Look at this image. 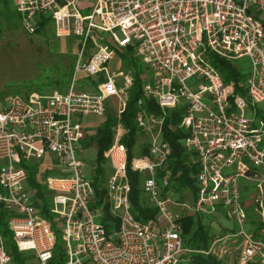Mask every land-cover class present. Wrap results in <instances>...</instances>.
<instances>
[{"label":"built area","instance_id":"built-area-1","mask_svg":"<svg viewBox=\"0 0 264 264\" xmlns=\"http://www.w3.org/2000/svg\"><path fill=\"white\" fill-rule=\"evenodd\" d=\"M23 29L33 34L48 14L57 38L79 37L71 84L64 93L11 97L0 108V212L8 215L9 241L29 264H50L57 234L41 214L42 202L28 185V168L56 170L37 185L50 193L46 206L58 223L63 264H183L190 256H213L223 264H264V0H11ZM88 11L82 15V12ZM45 19V18H43ZM105 35V36H103ZM132 50L146 66L134 123L147 138V156L128 163L121 115L133 85L132 71L108 72L119 53ZM248 61L245 95L209 62ZM100 84L78 89V76ZM196 77L195 87L187 86ZM94 81V80H93ZM116 100L118 124L104 152L110 174L104 204L118 228L107 234L90 208L94 189L82 160L81 120L102 119L105 103ZM152 100L158 114L142 108ZM181 110L177 125L184 150L194 155V195L176 203L167 162L172 151L163 137L168 112ZM141 175L140 190L156 210L152 221L134 219L128 172ZM258 195L248 221L240 181ZM193 196V200H192ZM190 199V202L186 199ZM179 202V201H178ZM181 206L185 213L173 207ZM102 208H100L101 210ZM232 223L210 233L206 248L184 246V216ZM211 219V220H212ZM210 221V220H209ZM251 227V230L250 228ZM255 233V235H254ZM0 230V264H14Z\"/></svg>","mask_w":264,"mask_h":264},{"label":"trees","instance_id":"trees-1","mask_svg":"<svg viewBox=\"0 0 264 264\" xmlns=\"http://www.w3.org/2000/svg\"><path fill=\"white\" fill-rule=\"evenodd\" d=\"M11 12L17 16L15 10H13L11 0H0V18L8 19V16ZM49 24V21L46 19L41 20L38 23V26L34 32V34H38L41 29L45 28ZM1 30V25H0ZM76 48L79 49V43H77ZM209 62L216 69L219 75L222 77L223 82L227 85H231L234 94L243 97L245 95V81L247 79V68H245L246 63L243 61H236L232 64L223 61L220 58H216L211 56L209 58ZM74 66L69 65L68 70L63 72V77L60 79V82H54L52 85H59L60 90H66L68 85L70 84L71 75L73 73ZM78 79V78H77ZM134 83L130 90V96L128 102L125 107V111L121 115V123L123 124L125 134L123 136V144L126 147L128 152V163H130L133 158V146L139 142L138 147L141 155L147 154V137L143 134L139 135V129L134 123V116L136 112L139 110L137 106V100L141 97L140 89L142 85V79H140V75L138 72L134 75ZM78 81H80L79 87H84L86 82L89 85L95 84L91 79L79 77ZM51 85V84H49ZM142 108H145L147 113L150 114H158L159 110L154 105L152 100H145ZM181 118V110L176 108L175 110H171L168 112V115L165 118V127L163 132V137L167 141L172 155L169 158L167 164L170 167L173 175V180L177 184L174 187L175 191H178L182 188H188L190 191L194 190V179L193 176L197 171V166L194 161H189V156L186 151L183 149L181 143L185 138L184 132L177 127L179 124V120ZM102 127L99 128L94 137H92V142L95 143L96 148V158H95V173L93 172V179L90 181L92 183L94 189V200L91 203V209H96L102 206V212L104 213L99 223L104 227L107 234L111 233V231L116 230L118 228L117 221L114 220L108 214V206L104 204L105 199V190H104V178L106 174V161L104 159V151L112 144V130L114 127V119L109 116H106L102 122ZM40 164L32 163L28 170V185L30 188L32 187L35 190V199L42 202V217L50 222L52 228L55 233L58 234L57 228H55V224L58 223L55 220L54 216L49 214L46 210V206L50 202V193L47 192L42 186L37 185V181L41 182L45 176L53 175L59 176V172L56 170H43L39 171L37 168ZM141 175L136 172H132L129 170L128 179L131 184V192L130 196V204L131 211L134 219H137L141 222H149L156 215V210L152 207H145L142 205L141 200L142 196L140 195V179ZM194 192V191H193ZM7 219L8 215H6L5 211L2 210L0 212V230L2 235L7 239V247L8 251L13 259L14 264H29L32 259L31 256L27 254L18 253L14 245L9 241V230H7ZM180 223L182 224V234L184 246L194 250L199 248H206L209 242V231L206 230V227L201 222L199 217L195 216H184L180 219ZM53 259L50 264H63L64 254L62 249V243H57L52 254ZM183 264H223L221 261H218L215 257L209 256L204 257L198 254H194L190 256V261ZM251 264H258L253 262Z\"/></svg>","mask_w":264,"mask_h":264},{"label":"rangeland","instance_id":"rangeland-1","mask_svg":"<svg viewBox=\"0 0 264 264\" xmlns=\"http://www.w3.org/2000/svg\"><path fill=\"white\" fill-rule=\"evenodd\" d=\"M87 13L88 11L85 10L82 15ZM42 18L48 20L49 24L38 34L27 33L20 24L19 16H16L14 12L9 14L7 20L0 18V108L13 96L26 98L31 93L43 95L63 91L59 89V85L52 84L60 82V79L64 78L63 72L68 70L69 65H74L77 54L76 45L82 39L73 36L57 38L48 14L43 15ZM259 19L264 25V15L260 14ZM118 59L121 61L120 70L125 71L132 65L136 72L143 74L146 72L145 65L137 58L117 54L113 62ZM238 61L245 62V68L248 70V61ZM198 83L199 80L193 77L186 84L188 87H195ZM91 118L97 119L93 116ZM89 163L85 162V166L90 171L92 165L88 166ZM186 201L190 202V199L187 198ZM96 209L93 210L96 211ZM217 220L222 225L232 226V223L224 217H218ZM209 228L212 234H216L219 230L216 227L209 226ZM57 243H60L59 234H57Z\"/></svg>","mask_w":264,"mask_h":264},{"label":"crops","instance_id":"crops-1","mask_svg":"<svg viewBox=\"0 0 264 264\" xmlns=\"http://www.w3.org/2000/svg\"><path fill=\"white\" fill-rule=\"evenodd\" d=\"M42 20H43V18H42ZM78 43H79V41H78ZM77 51H78V49H77ZM118 55H122V56H126V57H130V58H135L134 56H133V54H132V50H128L127 52H125V53H119ZM117 56V55H116ZM115 56V57H116ZM115 60V59H114ZM114 60H112L111 62H109L107 65V69H108V72H112V73H115V72H117V71H123V70H120V67H121V61H120V59H118V60H116L115 62H113ZM127 71H132V78H133V83H134V75H135V73H136V70L132 67V65H130L129 67H127L126 68V70L125 71H123V72H127ZM145 73L143 74V73H138V75H140V79H142V85L147 81V79H148V70H147V68H146V66H145ZM72 76V75H71ZM79 77V76H78ZM83 77V76H82ZM87 78V77H86ZM85 78V79H86ZM71 80V79H70ZM94 80V81H93ZM78 81V80H77ZM92 81L95 83L96 82V84L95 85H97V84H100L102 81H104L103 80V75L101 76V77H99V78H96V79H92ZM80 81H78V89H88V82H86L85 84H84V87H82V88H80L79 87V85H80ZM70 84H71V81H70ZM70 84L68 85V87H67V89L66 90H63L62 92H59V93H64V92H66L67 90H68V88L70 87ZM142 85H141V87H142ZM133 86V85H132ZM132 86L130 87V90H131V88H132ZM130 90H129V94H130ZM53 93V92H52ZM52 93H49V94H52ZM57 93V92H56ZM29 95V94H28ZM27 95V96H28ZM45 95H48V94H45ZM26 96V97H27ZM259 108H261V107H259ZM258 107H257V111H258V113H257V116L258 117H263L264 116V112L263 113H260V109H259ZM105 109L107 110L106 111V115L104 116V117H102V119H99V118H97V119H99L98 121H97V119H95V120H93L91 117L92 116H87V118H84V119H82L81 120V125H82V132H81V134H82V140L80 141V145H81V148H82V160H83V162H84V164H85V162H87L88 161V163L90 162V160H91V162L88 164V166H91L92 165V169L89 171L88 170V168H86V166H85V168H86V177H87V179L88 180H92L93 179V172L95 173V171H96V166H95V158H96V155H97V153H96V148H95V143L94 142H92L91 140H92V137H94L95 136V134H96V132H97V130L99 129V128H101L102 127V122H103V120H104V118L106 117V116H109V117H111L112 119H114V127H113V130H114V128L117 126V122H118V116H117V109H116V100L114 99V98H110L109 100H107L106 101V103H105ZM140 109V108H139ZM262 109V108H261ZM94 117V116H93ZM96 118V117H95ZM90 119V120H89ZM121 119V118H120ZM121 122V121H120ZM113 130H112V138H113ZM140 132V131H139ZM140 134H143L142 132H140L139 133V135ZM143 135H145V134H143ZM146 136V135H145ZM148 138V137H147ZM114 139V138H113ZM112 143H113V140H112ZM112 145V144H111ZM110 145V146H111ZM138 145H139V142L138 143H136L134 146H133V149H132V152H133V158L131 159V161L134 159V158H138V157H145V156H147V154L146 155H141L140 154V152H139V147H138ZM109 146V147H110ZM108 147V148H109ZM107 148V149H108ZM106 149V150H107ZM105 150V151H106ZM104 151V152H105ZM186 151V150H185ZM103 152V153H104ZM186 153H187V155L189 156V161H191V160H193L194 159V155L192 154V153H189L188 151H186ZM89 156H90V159H89ZM104 159H105V161H106V168H107V170H106V174H105V178H104V184H105V179H106V177L110 174V168H109V166H108V160H107V158H106V156H105V153H104ZM130 161V162H131ZM91 174H92V176H91ZM92 177V178H91ZM176 182H174V180H173V189H174V187L177 185V184H175ZM240 185H241V193H242V196H241V200H242V204L244 205V207H246V210H247V217H248V221L251 223V224H257V221H256V216H255V214H254V212L251 210V207L249 206V203H251V200L253 199V197H255L256 195H258V192H256V190H255V188H254V186H253V184H250L249 182H247V181H243V180H241L240 181ZM188 191H190L188 188H182V189H180V190H178V191H174L175 193H174V195H175V201L177 200V204L179 203H183V201H184V193L186 192L187 194H188ZM194 191V190H193ZM193 191H190V193L191 194H193L194 192ZM264 192V191H263ZM140 195L142 196V200H141V203H142V205L143 206H145V207H152L149 203H148V200H147V198L145 197V196H143L142 194H141V192H140ZM194 195V194H193ZM188 196H189V194H188ZM192 200H193V196H192ZM179 201V202H178ZM90 208H91V206H90ZM100 208H102V206L101 207H99L98 209H96V211L95 210H92L93 212H96L97 213V222L99 223V221H100V219L102 218V216H103V210L101 209L100 210ZM153 208V207H152ZM173 209L176 211V212H182V213H185V210L181 207V206H176L175 205V207H173ZM107 212H108V210H107ZM108 214H109V212H108ZM155 217V216H154ZM218 217H221V216H216L214 219H209L208 220V223H206L205 221H202L201 219V222L204 224V226L206 227V230H208L209 231V234L212 232V230L210 231V228H209V226L210 227H216V228H218L219 230L223 227V226H225V225H222L221 223H219V221L217 220L218 219ZM154 219V218H153ZM149 221H152V220H149ZM100 224V223H99ZM101 225V224H100ZM250 228V230H251V227H249ZM218 230V231H219ZM217 231V232H218ZM254 235H255V233H254Z\"/></svg>","mask_w":264,"mask_h":264}]
</instances>
